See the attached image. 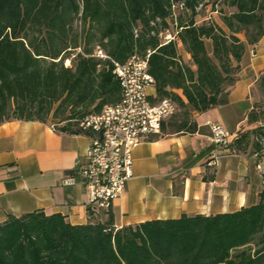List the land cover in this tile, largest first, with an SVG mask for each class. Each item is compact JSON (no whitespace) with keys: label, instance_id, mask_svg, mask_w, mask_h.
Instances as JSON below:
<instances>
[{"label":"trees","instance_id":"1","mask_svg":"<svg viewBox=\"0 0 264 264\" xmlns=\"http://www.w3.org/2000/svg\"><path fill=\"white\" fill-rule=\"evenodd\" d=\"M203 6L221 24L198 22ZM263 36L264 0H0V124L53 118L62 131L89 135L80 120L121 99L112 60L150 50L151 100L176 106L156 137L193 133L194 113L227 101L242 58ZM259 86L248 127L227 147L264 161V72ZM259 196L234 212L120 228L110 209L102 221L89 207L88 223L78 225L59 213L9 215L0 222V264H264V175Z\"/></svg>","mask_w":264,"mask_h":264},{"label":"crops","instance_id":"2","mask_svg":"<svg viewBox=\"0 0 264 264\" xmlns=\"http://www.w3.org/2000/svg\"><path fill=\"white\" fill-rule=\"evenodd\" d=\"M178 49L184 51L181 44ZM240 65L227 101L194 113L195 132L164 134L134 147L132 176L110 208L116 228L183 214L234 212L259 201L264 161L210 141L214 124L228 143L248 127L246 114L262 95L264 36ZM60 126L51 119L0 124V222L9 215L42 211L59 213L73 225L88 223L89 191L74 172L77 162L87 159L91 140ZM99 218L107 216L101 212Z\"/></svg>","mask_w":264,"mask_h":264},{"label":"built area","instance_id":"3","mask_svg":"<svg viewBox=\"0 0 264 264\" xmlns=\"http://www.w3.org/2000/svg\"><path fill=\"white\" fill-rule=\"evenodd\" d=\"M183 3L179 4L181 8ZM172 39L167 32L163 40ZM150 50L144 56L135 54L127 61L112 60L114 74L121 86V99L106 105L99 113L84 116L79 126L90 132L87 159L78 161L74 174L89 191V207L96 212L111 208L132 176V152L144 140L161 133V123L172 115L175 104L168 98L151 100L154 79L148 71ZM96 55L105 57L98 48ZM68 61V60H67ZM210 141L227 146L226 134L219 125L212 126Z\"/></svg>","mask_w":264,"mask_h":264},{"label":"rangeland","instance_id":"4","mask_svg":"<svg viewBox=\"0 0 264 264\" xmlns=\"http://www.w3.org/2000/svg\"><path fill=\"white\" fill-rule=\"evenodd\" d=\"M227 10V9H226ZM219 17H220V13L219 12H217V11H212L211 10V8H210V6H203V7H201V9H200V11H199V16L197 17V21L198 22H201V21H208V20H213V21H216V22H218L219 24H221V22H220V19H219ZM79 24V23H78ZM239 35V37L240 38H243L244 37V35L242 34V33H240V34H238ZM206 44H207V46L209 47L210 46V42L209 41H206ZM184 50V49H183ZM181 54H182V56H183V58L186 60V59H188L187 57H186V54H185V52L184 51H182V52H180ZM64 64L66 65V66H70V60H65V62H64ZM261 98H262V96H259L254 102H257V101H260L261 100ZM55 120V121H58L57 119H53V118H49V120Z\"/></svg>","mask_w":264,"mask_h":264}]
</instances>
